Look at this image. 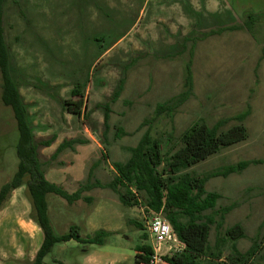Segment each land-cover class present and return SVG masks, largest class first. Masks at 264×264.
<instances>
[{
    "label": "rangeland",
    "instance_id": "374dc122",
    "mask_svg": "<svg viewBox=\"0 0 264 264\" xmlns=\"http://www.w3.org/2000/svg\"><path fill=\"white\" fill-rule=\"evenodd\" d=\"M3 4L9 72L27 110L38 158L46 162L45 178L70 193L81 184H95L82 193L91 198L89 202L68 203L47 194L51 226L57 235L71 226L82 237L98 229L110 231L103 245L91 248L95 264H141L134 260L135 247L150 244V213L143 206H123L110 187L116 174L112 162L125 161L127 148L145 132L162 141L165 153L179 147L182 133L199 119L209 125L223 119L220 129L243 124L246 139L223 146L190 167L187 171L194 176L242 160L264 159V0H4ZM246 23L251 28H245ZM230 25L242 28L211 34ZM188 70L192 92L176 104L186 89ZM120 80L121 91L112 99ZM1 81L0 74V186L11 179L19 161L15 149L19 133L11 107L1 99ZM72 89L77 96L71 95ZM80 95L85 105L82 115L63 108V100ZM170 98L174 102L159 109L158 104ZM246 110L242 121L234 118ZM47 139L51 144L42 145ZM67 140L74 141L52 159L57 146ZM205 189L219 194L214 208L203 214L214 219L208 244L213 253L221 251L222 259L207 264H231L233 246L245 252L253 244L251 264H264V163L211 177ZM11 196L17 208L0 222V255L13 264H27L43 234L30 217L26 184ZM137 197L144 201L143 192ZM227 206L230 209L223 210ZM234 223L244 228V236L236 240L225 234ZM89 245L74 240L56 243L43 264H79Z\"/></svg>",
    "mask_w": 264,
    "mask_h": 264
},
{
    "label": "trees",
    "instance_id": "16d2710c",
    "mask_svg": "<svg viewBox=\"0 0 264 264\" xmlns=\"http://www.w3.org/2000/svg\"><path fill=\"white\" fill-rule=\"evenodd\" d=\"M3 3L0 0V74H1V99L10 106L16 121L19 133L15 146L19 158L17 169L11 179L0 186V208L10 192L22 184H26V191L31 203V219L42 231L43 239L37 249L34 258L27 264H43V258L52 250L56 243H62L71 239L83 244L103 245L105 238L111 232L98 229L92 236L82 237L75 226H71L67 233L57 235L54 233L48 217L46 195L53 193L64 198L68 203L79 199L90 201L89 196L82 193L94 187V183L81 184L75 191L68 192L61 185L50 182L45 178L44 165L37 153V145L33 141V134L27 121V110L22 102L19 88L10 76L8 67V50L4 37L3 27ZM251 17V16H249ZM241 26H229L213 30L218 33L224 29L237 30ZM245 28H251V24H245ZM122 87V80L118 88L113 92L112 99L118 97ZM186 89L178 95L176 104L184 101L192 92V75L188 70L185 78ZM76 89L71 90L72 96H77ZM158 104L159 109L168 108L173 101ZM63 108L68 112L82 115L85 109L81 95L76 100H63ZM249 110L242 112L234 118L242 121ZM84 113V112H83ZM105 112L104 123L107 120ZM225 120H219L214 125H209L203 119L194 122L181 135V145L176 149L168 148L163 152L162 141L145 132L138 143L129 147L128 158L123 161H113L115 170L114 181L110 187L116 193L118 201L126 207L143 206L146 212L162 213L169 222L173 232L182 243L183 248L179 253L164 254L162 259L169 264H207L212 260L221 261V251L213 253L208 244L211 224L214 223L212 216H205L203 212L213 209L219 197L216 192L205 189L206 181L211 177L227 176L239 172L251 163H264V159L242 160L222 168L215 169L202 176L191 175L187 170L196 163L216 153L221 147L232 145L246 139L247 131L243 124H234L227 129H220ZM121 134V133H120ZM74 140L61 142L51 158ZM52 140L41 142L49 146ZM144 193V201L137 197L138 193ZM230 206L224 207L227 211ZM142 227L141 224H138ZM225 234L236 240L244 236V228L240 223L225 229ZM253 244L245 252H240L235 246L232 247L229 260L231 264H251L253 256ZM152 253L150 244H141L135 247V260L139 263L149 264ZM223 264H228L223 262Z\"/></svg>",
    "mask_w": 264,
    "mask_h": 264
},
{
    "label": "built area",
    "instance_id": "2783aa9c",
    "mask_svg": "<svg viewBox=\"0 0 264 264\" xmlns=\"http://www.w3.org/2000/svg\"><path fill=\"white\" fill-rule=\"evenodd\" d=\"M149 213L147 228L151 236L150 246L152 249L149 264H160L163 262L162 256L164 254L179 253L183 245L162 213Z\"/></svg>",
    "mask_w": 264,
    "mask_h": 264
},
{
    "label": "crops",
    "instance_id": "0c3cea01",
    "mask_svg": "<svg viewBox=\"0 0 264 264\" xmlns=\"http://www.w3.org/2000/svg\"><path fill=\"white\" fill-rule=\"evenodd\" d=\"M189 4H192L190 1H189ZM226 5H230L228 2ZM230 7V6H229ZM3 8H4V4H3ZM231 9V7L229 8ZM232 26V25H230ZM226 28V27H224ZM21 187V185L15 189H13L10 194L8 195L7 199L5 200V202L3 203L2 207L0 208V222H4L6 221V212H12V210L16 209L17 207V204L15 202V204H13V200L16 201V199H13V196L12 193H15L19 188ZM9 210V211H8ZM37 233V232H36ZM37 237H40V240H41V234H40V230L38 228V234L36 235ZM43 236V235H42ZM43 239V237H42ZM150 239H151V236H150ZM73 239L69 240V241H66V242H70L72 241ZM42 241V240H41ZM75 241V240H74ZM151 243V241H150ZM93 245H96V244H90L89 247H86L82 250V259L80 261L79 264H95L97 261L96 259V256L93 254V251L91 250V248L93 247ZM4 251V250H3ZM36 250H34L35 252ZM81 255V256H82ZM0 264H13L14 262L12 260H8V259H4L2 257H5V254L4 253H1L0 255ZM32 257V256H31ZM16 259H20V258H16ZM134 260H135V256H134ZM136 261V260H135ZM137 262V261H136ZM139 263V262H138ZM143 264V263H141ZM160 264H169L167 262H162Z\"/></svg>",
    "mask_w": 264,
    "mask_h": 264
}]
</instances>
